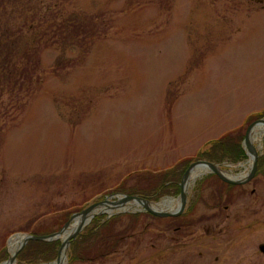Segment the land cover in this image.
Segmentation results:
<instances>
[{
    "label": "rangeland",
    "instance_id": "obj_1",
    "mask_svg": "<svg viewBox=\"0 0 264 264\" xmlns=\"http://www.w3.org/2000/svg\"><path fill=\"white\" fill-rule=\"evenodd\" d=\"M263 111L264 0H0V249L10 255L22 231L127 195L122 183L206 161L197 156L210 142ZM263 136L253 143L262 172L247 179L242 139L243 154L215 164L247 170L242 184L198 177L179 220L131 202L95 214L79 234L118 217L122 241L75 261L76 237L64 264H264ZM181 179L158 198L133 196L179 199ZM53 241L57 256L38 264L59 256L63 240Z\"/></svg>",
    "mask_w": 264,
    "mask_h": 264
},
{
    "label": "trees",
    "instance_id": "obj_2",
    "mask_svg": "<svg viewBox=\"0 0 264 264\" xmlns=\"http://www.w3.org/2000/svg\"><path fill=\"white\" fill-rule=\"evenodd\" d=\"M263 116L264 111L256 115H252L247 118L244 125L247 126L253 119L261 118ZM245 126H242V128L235 135L226 134L216 139L215 141L210 142L207 146L208 148L206 147L204 150L199 152L197 157L204 159L210 163L219 164L224 159H230L231 156H236L238 152L239 154H243L242 150L239 148V145L242 143V139H244L245 136L244 133H241L246 128ZM232 161H234V159ZM189 162H191V160L185 158L169 169L163 170L158 173L149 172L147 174H144L143 176L146 178H143L142 180H145V183L148 186H155L150 190L139 189L138 186L140 185V182L142 180H139L136 185L126 189H122V183L116 189L117 191L122 190L123 193L129 196L141 195V197L143 196L144 198L148 197L149 199H151L152 195L156 194L155 198H158L157 194H159V191H164L165 188H169V184H172V187H177V181H179L184 174V169L182 168L185 165L187 166ZM262 169H260V167H257L255 175H257L260 171L262 172ZM226 186L228 188H234V186L236 185L227 184ZM148 215L153 218H157L152 216L151 214ZM68 216V212H65L59 218H54L56 220L50 226H40L39 224L22 232L28 233L32 236L50 235L52 233H55L65 224V222L68 220ZM130 218L133 221L132 224H136L137 220L139 219L137 215L130 216ZM175 218L179 220L181 217L178 216ZM100 220H102L101 217L96 218L92 227L87 229L86 234H84V230L77 236L75 240L71 242V253L69 256L70 260L77 261L78 256H82L83 253L86 254L88 251H93L99 256L107 255L117 248L123 237V235L113 232V225L117 222L118 217L104 220L103 223L98 224ZM82 235L83 237L78 240ZM84 241H86V244L81 246V243ZM57 254L58 241H29L18 252L16 260L17 264H38L41 262L46 263L54 260ZM89 254H87L86 256H88ZM7 257L8 255L5 252V247H2L0 249V262L6 260Z\"/></svg>",
    "mask_w": 264,
    "mask_h": 264
},
{
    "label": "water",
    "instance_id": "obj_3",
    "mask_svg": "<svg viewBox=\"0 0 264 264\" xmlns=\"http://www.w3.org/2000/svg\"><path fill=\"white\" fill-rule=\"evenodd\" d=\"M264 122V119H261V120H258V121H255L253 122L252 124H250L247 129H246V132H245V136H244V139H243V145L245 147V151L246 153L248 154H251L252 156V168H251V172H250V176L247 178V179H250L252 178L255 173H256V166H257V160H258V155L255 151V148L253 147V145L250 143L249 141V131L250 129L255 125V124H258V123H263ZM196 164H205V165H208L211 169H212V173L215 174L221 181L225 182L226 184H230V185H240L242 184L244 181H235V180H230V179H226L224 178L221 173L216 170V166L215 164L213 163H210V162H207V161H197V162H194L192 164L189 165V167L187 168V170L184 172L183 176H182V179H181V182H180V194H179V198L181 199L182 201V206L181 208H179L177 211L175 212H159V211H153L151 210L148 205L151 204L152 202L148 201V200H145L139 196H128V195H122L119 199H116L114 201H109L108 199H105L103 201H100V202H97V203H94V204H91L89 205L87 208L81 210L79 213L77 214H74L70 217V219L68 220V222H66V224L64 225V227L56 232V233H52L50 235H47V236H32V235H24L22 237V241L21 243L19 244V246L16 248V250L13 252V254L10 256L8 255V258L6 261L2 262L1 264H15L16 263V257H17V254L18 252L24 247V245L26 244V242L28 240H36V241H45V242H50V241H53V240H56V239H59L61 238V234L63 233V231L65 230V228L70 224L71 220L75 217V216H85L87 215V213H89L93 208H95L96 206L98 205H101V204H104V203H110V204H113V205H116V204H125V203H128V202H136L138 204H141L143 207H144V211L155 216V217H161V218H169V217H178L180 216L184 209H185V204H186V201H187V196L184 192V189H183V182H184V179L186 177V175L188 174L189 170L191 169V167L193 165H196ZM95 215H93L84 225H81L65 242L62 241L61 243V246H60V251L61 249L66 246V249L68 247V244L70 243L71 240L75 239L78 234L80 233V231L87 225V223H89V221L94 217ZM258 250L264 255V244H260L258 246ZM60 253V252H59ZM59 258V256L57 257V259L55 261H57Z\"/></svg>",
    "mask_w": 264,
    "mask_h": 264
},
{
    "label": "bare ground",
    "instance_id": "obj_4",
    "mask_svg": "<svg viewBox=\"0 0 264 264\" xmlns=\"http://www.w3.org/2000/svg\"><path fill=\"white\" fill-rule=\"evenodd\" d=\"M264 134V122L255 124L249 131V141L253 145L254 141L257 140L258 137L262 136ZM249 161H252L251 154L248 153ZM216 170H218L221 175L230 180L235 181H241L245 178L246 171L239 174V175H233L224 172L221 170L218 166L215 167ZM209 172H212V169L205 164H196L191 167L188 174L186 175L184 182H183V189L185 194L187 195L188 187H190V184L197 179L198 177L207 174ZM120 198V197H119ZM126 204V203H125ZM125 204H110V203H104L101 205L96 206L93 208L87 215L83 216H75L70 224L65 228L63 233L61 234L62 240L65 242L81 225H84L93 215L100 214V213H112L114 209L116 210H123V206ZM131 204L135 206H139L141 208H144L141 204H138L136 202H131ZM182 206L181 199H164L161 200L158 203H151L148 205V207L153 211H159V212H175ZM22 237H16L11 238L9 241V247L8 251L10 256L13 254V252L16 250V248L19 246V243L22 241ZM66 259V246H64L59 254V258L57 261H55L53 264H64ZM8 264V263H6ZM14 264V263H13Z\"/></svg>",
    "mask_w": 264,
    "mask_h": 264
}]
</instances>
